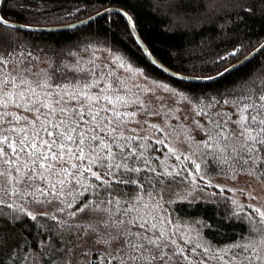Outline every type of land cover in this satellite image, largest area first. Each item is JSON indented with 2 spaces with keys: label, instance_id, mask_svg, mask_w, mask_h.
<instances>
[{
  "label": "snow or ice",
  "instance_id": "obj_1",
  "mask_svg": "<svg viewBox=\"0 0 264 264\" xmlns=\"http://www.w3.org/2000/svg\"><path fill=\"white\" fill-rule=\"evenodd\" d=\"M6 23L0 17V24ZM7 59L0 55V206L14 207L5 197L31 196L42 203L51 202V196L66 205L58 211L66 212L78 202L77 197L88 193L95 199L84 200L76 212L67 215L75 217L87 210L94 218L88 226V240L102 251L95 253L96 260L90 264H264V210L253 209L259 226L249 217L250 227L245 229L249 239L234 243L232 249L238 251L229 249L232 255L226 259L173 223L160 203L164 193L174 192V184L187 179L182 173L187 172L194 182L202 163L227 165L234 174L264 173V92L232 101L235 119L231 113L218 111L203 124L194 121L203 137L195 141L183 127L166 131L158 124L136 120L137 111L122 110L136 105L146 115L159 114L148 112L151 102L139 95H122L130 89L119 78L112 79V73L80 68V72L87 71V77L53 83L52 75L33 71L30 64L7 70ZM64 79L61 75L60 80ZM130 123L141 126L130 128ZM149 132L164 137L154 141L167 148L163 159L146 155L145 141L152 138ZM174 135L177 140L184 136V142L199 154L200 163L172 143ZM170 158L179 164L169 165ZM189 163L194 172L187 168ZM178 177L182 179L177 181ZM51 219L57 220L54 215ZM73 232L78 239L86 235L83 225L54 223L49 233L60 247L52 251L60 253L66 243L61 237ZM2 255L0 251V264H6ZM24 259L21 256L16 264H23ZM56 259L53 255L49 264Z\"/></svg>",
  "mask_w": 264,
  "mask_h": 264
},
{
  "label": "trees",
  "instance_id": "obj_2",
  "mask_svg": "<svg viewBox=\"0 0 264 264\" xmlns=\"http://www.w3.org/2000/svg\"><path fill=\"white\" fill-rule=\"evenodd\" d=\"M108 8L125 10L152 55L167 68L188 77L216 76L264 42V0H3L1 15L5 20L27 26L57 27L80 22ZM89 44L120 53L148 77L169 84L193 100L255 97L264 92V51L219 80L199 83L173 78L149 61L120 14H110L79 28L48 33L25 32L0 24V55L8 57L7 70L17 64H30L33 68L42 62L60 70ZM156 138L145 141L149 146L146 155L163 159L167 148L156 145ZM168 164L177 165L178 161L170 158ZM153 165L159 170L155 160ZM187 168L194 172L193 165L188 164ZM252 172L264 183V173ZM182 177L187 179L174 184L172 194L164 193L160 201L164 212L185 231L196 232L201 245L227 259L232 251H238L232 249L234 243H246L249 239L245 231L246 226L250 227L249 217L257 226L259 221L244 214L228 191L212 184L204 172L196 174L194 182L187 172ZM94 199L85 193L66 212L58 211L66 205L53 198L49 200L52 208L45 213H33L23 206H0V251L6 264H16L21 256L25 257L23 264H49L53 255L57 257L55 264L95 261V253L102 251V247L88 240V226L95 222L94 218L87 210L75 217L67 215L76 212L84 200ZM28 213L36 219L32 220ZM53 215L56 221L51 219ZM56 222L83 225L86 235L78 239L75 232L71 236L65 234L61 237L66 242L64 248L55 253L52 248L60 245L49 229ZM61 231L67 232L64 228ZM178 242L184 246L183 240Z\"/></svg>",
  "mask_w": 264,
  "mask_h": 264
},
{
  "label": "rangeland",
  "instance_id": "obj_3",
  "mask_svg": "<svg viewBox=\"0 0 264 264\" xmlns=\"http://www.w3.org/2000/svg\"><path fill=\"white\" fill-rule=\"evenodd\" d=\"M117 57L120 59H117ZM121 63L125 66L121 67ZM45 64L46 63L44 62L40 64L38 63L33 66L32 70H44L48 72L52 75L53 83H63L67 82L68 79H75L77 77L83 79L87 77V71L80 72V68L87 70L96 67L98 72L103 71L105 73H112V79L119 78L123 82L125 89H130L127 93L121 92L122 95H139L146 103L148 101L151 102L148 107V112H158L159 114L146 115L144 111L138 110L136 105H132L127 109L122 110L129 112L137 111L138 115L136 120L141 123L147 120L149 124H158L165 128L166 131H171L173 127H183L188 130V135L195 138V141H200L203 137L199 126L194 123V121H199L203 124L208 116L218 111L231 113L233 119H235L236 114L233 111L232 101L237 100L238 98H243L235 97L223 100H193L169 84L148 77L142 69L136 67L120 53L113 52L103 45L89 44L88 47L82 49L81 53H76L74 60L69 61L65 66L61 67L59 71L51 69V67L46 66ZM129 65L131 66V71H129ZM61 75L65 77L64 80H60ZM163 86H167L169 91H166ZM93 91H96V89H93ZM224 100H228L229 103H223ZM205 113L207 115H204ZM140 126L141 125L136 123L129 124L130 128H139ZM140 134L143 135L144 133L141 132ZM149 135L151 137L157 136L160 139L164 138L158 132H149ZM170 139L174 145L178 144L181 150L185 151L186 154L191 153L192 159H195L198 163L201 162L199 154L194 151V147H189V145L184 142L183 135L179 136V140H177L175 135L170 137ZM173 160L175 159L173 158ZM236 167L238 168L239 166L237 165ZM202 168L208 173L203 171ZM201 172L208 175L212 184L220 189L227 190L235 203L238 204V207H242L241 210L247 216L253 215L256 217L253 212L254 208L264 210V183L256 178L253 172L249 174L240 171L234 174L233 170L227 165L209 164L205 166L203 163L201 164ZM40 186L43 187L42 184ZM29 191H31V189H29ZM50 198L52 199V197ZM50 198L48 197V201ZM5 199L14 206L26 207V209L33 213H45L50 210L52 208L51 205H53L52 201L38 203L31 196H13L5 197ZM38 199L43 201L44 197H38ZM187 232L194 240H198L196 232L190 233L188 230Z\"/></svg>",
  "mask_w": 264,
  "mask_h": 264
},
{
  "label": "water",
  "instance_id": "obj_4",
  "mask_svg": "<svg viewBox=\"0 0 264 264\" xmlns=\"http://www.w3.org/2000/svg\"><path fill=\"white\" fill-rule=\"evenodd\" d=\"M3 3V0H0V17H2L1 15V5ZM120 14L122 15L128 25L129 28L132 32V35L134 36L136 42L138 43L139 47L141 48V50L143 51V53L145 54V56L148 58L149 61H151L153 64H155L158 68H160L161 70H163L165 73H167L169 76L173 77V78H177V79H183V80H188V81H192V82H199V83H209V82H213L216 80L221 79L222 77H224L225 75L231 73L232 71L236 70L237 68L245 65L246 63H248L249 61H251L252 59H254L255 57H257L259 54H261L264 51V42L258 46L255 50H253L250 54H248L245 58H243L242 60H240L239 62L235 63L234 65H232L231 67L227 68L226 70H224L223 72H221L220 74L210 77V78H193V77H188L182 74H179L169 68H167L166 66H164L161 62H159L150 52V50L148 49V47L146 46V44L144 43V41L142 40L141 36L139 35L136 26L132 27V25L134 24V21L132 19V17L125 11L119 8H108L105 9L101 12H99L98 14L91 16L85 20H82L80 22H76L73 24H68V25H63V26H57V27H35V26H27L24 24H20V23H16V22H12V21H8V20H4L7 22L6 24H1L5 27H9V28H14L20 31H25V32H34V33H48V32H57V31H64V30H70V29H74V28H79L88 24H91L93 22H95L98 19H101L105 16H108L110 14ZM129 17L131 18L129 20ZM135 25V24H134Z\"/></svg>",
  "mask_w": 264,
  "mask_h": 264
}]
</instances>
